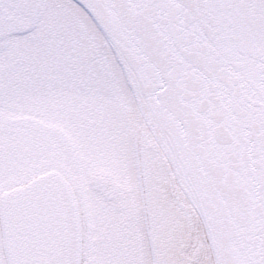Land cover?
<instances>
[{
  "label": "snow or ice",
  "instance_id": "1",
  "mask_svg": "<svg viewBox=\"0 0 264 264\" xmlns=\"http://www.w3.org/2000/svg\"><path fill=\"white\" fill-rule=\"evenodd\" d=\"M0 264H264V0H0Z\"/></svg>",
  "mask_w": 264,
  "mask_h": 264
}]
</instances>
